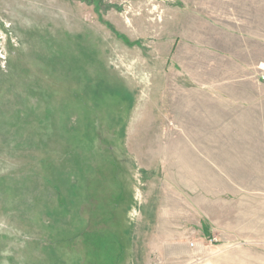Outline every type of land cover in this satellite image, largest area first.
<instances>
[{"label":"rangeland","instance_id":"1","mask_svg":"<svg viewBox=\"0 0 264 264\" xmlns=\"http://www.w3.org/2000/svg\"><path fill=\"white\" fill-rule=\"evenodd\" d=\"M187 23L251 37L264 60V0H0V264H264V156L221 194L236 229L191 227L167 252L134 235L162 190L133 155L159 150L187 85Z\"/></svg>","mask_w":264,"mask_h":264},{"label":"crops","instance_id":"2","mask_svg":"<svg viewBox=\"0 0 264 264\" xmlns=\"http://www.w3.org/2000/svg\"><path fill=\"white\" fill-rule=\"evenodd\" d=\"M186 28L172 57L182 69L175 76L187 85L170 90L172 112L164 113L158 137L162 146L132 160L143 185L150 188L152 181L162 190L160 202L146 196L134 225V235L151 238L145 253L167 252L162 242L174 245L191 227L202 236L236 229L234 207L221 194L236 188L238 173L252 172L246 167L253 157L264 156L262 52L253 60V38L228 29Z\"/></svg>","mask_w":264,"mask_h":264}]
</instances>
